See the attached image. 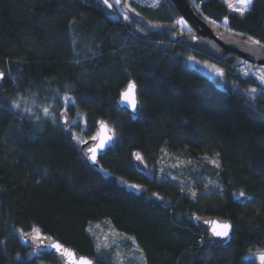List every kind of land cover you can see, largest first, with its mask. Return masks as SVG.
<instances>
[{
    "label": "trees",
    "instance_id": "16d2710c",
    "mask_svg": "<svg viewBox=\"0 0 264 264\" xmlns=\"http://www.w3.org/2000/svg\"><path fill=\"white\" fill-rule=\"evenodd\" d=\"M191 1L213 26L264 43V0H253L243 16L223 0ZM129 2L134 9L125 20L107 15L99 0H0V264H60L26 242L22 233L33 229L113 264V249L97 252L89 230L98 222L142 249L143 264H257L264 87L232 70L237 55L216 59L176 39L180 15L170 0ZM187 55L217 63L235 85H220ZM130 79L137 83L135 115L116 105ZM24 99L39 100V110L52 99L55 114L12 106ZM99 120L114 140L96 167L78 146L96 134ZM192 213L229 218L230 241H208Z\"/></svg>",
    "mask_w": 264,
    "mask_h": 264
},
{
    "label": "water",
    "instance_id": "95a60500",
    "mask_svg": "<svg viewBox=\"0 0 264 264\" xmlns=\"http://www.w3.org/2000/svg\"><path fill=\"white\" fill-rule=\"evenodd\" d=\"M102 2V0H99ZM175 9L178 11L180 17H182L191 27V31H176L175 38L176 39H183L184 43L192 48L203 50L207 52L210 56L219 59L222 58L224 55L233 53L237 55L239 58L245 61L251 62L255 66L264 65V49L260 48L259 45H255L252 43V40H257L252 38L249 39L247 35H236L231 32H225L222 30L215 29L207 20L205 16H202L198 11L197 8L193 7V2L191 0H170ZM103 3V2H102ZM109 3H112V0H109ZM105 13L107 15L114 14L115 8L114 5L112 8H108L104 5ZM261 42V41H260ZM264 44L263 42H261ZM0 72L4 73V71L0 68ZM4 80V76L0 78V82ZM129 82L134 83L135 87L133 89V94L136 100V109L133 111L130 105L127 104L121 97V92H123ZM116 105L119 108H124L128 113L131 115H135L139 108V102L137 97V83L134 79H130L125 82V84L119 89L118 97L116 99ZM63 114V115H62ZM65 121H69L68 115L65 110L60 111L59 113V122L62 125H66ZM100 121L96 123V134L99 132L100 135L106 136L108 135L107 130H101L100 128ZM105 124L108 126V129H111L109 124L104 121ZM94 135V136H95ZM93 137V136H92ZM92 137L86 138L82 142L79 143L78 151L79 154L83 157L84 161L90 165L99 167V155L105 149H107L114 140L113 138L106 142L105 147L103 149H98L96 154V162L94 163L89 157L91 153L88 152V148L98 144L99 141H94ZM86 142V143H83ZM137 153V151H134ZM134 163L136 164L137 168L144 170L145 164L143 160H137L136 156L133 155ZM193 223L200 227L203 232L206 234V239L208 241H212L215 244L222 245L226 244L230 241L233 231L235 229L234 223L227 217L217 215V214H203L197 216L195 213L191 214ZM227 223L231 227L229 229V236L227 237H218L215 236L213 233V229L216 228L220 230V227ZM27 235H24L25 240L27 243L37 247V248H45L55 260H57L60 264H71V258L69 257H62L59 253H56L54 249L50 247L52 244H60L63 246L64 249L69 250L71 253L74 254V257L79 260L80 257H85L89 259L92 264H99L95 261L94 257L89 254L82 253L78 251L75 247L59 240L55 236L50 233L43 232V233H36L33 230L26 232ZM41 237L37 239L36 237Z\"/></svg>",
    "mask_w": 264,
    "mask_h": 264
},
{
    "label": "rangeland",
    "instance_id": "374dc122",
    "mask_svg": "<svg viewBox=\"0 0 264 264\" xmlns=\"http://www.w3.org/2000/svg\"><path fill=\"white\" fill-rule=\"evenodd\" d=\"M137 3L141 4H157L160 0H133ZM224 1V0H223ZM114 8H115V16H121L124 18L125 15L129 17V14L131 13V10L134 9V6L129 2V0H121L119 4H116L114 0H112ZM233 4H235V0H230ZM228 6V4L226 3ZM183 19L182 17H177L174 19V28L177 31H191L192 27L185 21L184 24H177L176 22L178 20ZM219 24V23H218ZM212 25V24H211ZM213 26V25H212ZM221 28L213 26L217 30L225 31L222 27H224L223 24L220 23ZM227 32V31H225ZM229 33V32H228ZM186 61L192 65L198 68L203 73L209 75L212 78L217 79L220 85L225 86L226 84H229L230 86H234L235 84L233 82H227V78L225 77V71L224 69L219 66L217 63L212 62L208 59H199L191 55H187ZM264 69V65L255 66L249 61L242 60L241 58H237L233 63V71L234 72H240L243 76H251L258 80L256 77L259 76L260 70ZM222 72L223 75H220L219 73ZM249 73L248 75H245L244 73ZM259 81V80H258ZM264 87V85H262ZM254 88V87H253ZM259 89L258 87H256ZM263 89V88H262ZM52 98V97H49ZM52 99H50L47 103L51 106L48 107L50 109V113L48 115H54L56 106H54L55 101L50 102ZM20 106H26L25 108H30L31 112L35 115L44 112L42 107V110H39L40 108V101L37 99H32L29 102V99L21 100ZM76 135V134H75ZM77 137V136H76ZM129 186L132 183H127ZM90 232L93 233L95 236V240L97 244L100 245V247H105V244H107V247H111L114 252V263L113 264H143V256L140 251H137V247L134 244V242H130L128 244L125 243V237L117 230L115 229L111 224L109 223H103L98 222L92 225L90 227ZM37 233V232H36ZM264 254V248L255 251L253 253V256L255 257L256 263L261 264V261L259 257Z\"/></svg>",
    "mask_w": 264,
    "mask_h": 264
},
{
    "label": "snow or ice",
    "instance_id": "6c2138e0",
    "mask_svg": "<svg viewBox=\"0 0 264 264\" xmlns=\"http://www.w3.org/2000/svg\"><path fill=\"white\" fill-rule=\"evenodd\" d=\"M103 4L106 5L108 8H112L113 7V4L112 3H109V0H102ZM114 2L116 4H119L121 2V0H114ZM225 3L228 4V7L233 11V12H236L238 13L239 15L243 16L248 10H249V7L250 5L252 4L253 0H235V4H233L232 2H230V0H224ZM124 19L125 20H128L129 17L127 15L124 16ZM227 22V21H225ZM177 24H184L185 21L183 19L181 20H178L176 22ZM250 40H252L251 37H249ZM75 43V41H74ZM252 43L255 44V45H259L260 48L264 49V44H262L259 40H252ZM220 75H223L222 72L219 73ZM245 75H248L249 73L245 72L244 73ZM4 76V73L0 72V78H2ZM258 80H259V83L261 85H264V69H261L260 70V74L259 76L256 77ZM135 85L134 83L132 82H129V84L127 85V88L121 92V97L124 101L127 102L128 105L131 106V108L133 109V111H135L136 109V100H135V97H134V94H133V89H134ZM257 91V89L255 88H252L249 90L250 93H255ZM21 99H23V97H21ZM65 101L66 102H71V98L68 97V96H65L64 97ZM12 106L15 107V108H19L20 107V103L19 101H13L12 102ZM25 112H28L30 113L31 112V109L30 108H25L24 109ZM43 111L45 114H49L50 113V109L48 107H44L43 108ZM63 115V114H62ZM65 123H67V121H65ZM100 128L101 130H107L108 131V135L106 136H101L100 133L98 132L97 135L93 136L92 139L94 141H99L98 144H95L91 147L88 148V152L91 153L90 155V159L95 163L96 162V154H97V150L98 149H103L105 147V144L107 141L111 140L113 138V135H114V131L112 129H108V126L105 124L104 121H100ZM73 138L74 139H78V137H76L75 135H73ZM83 143H86V142H83ZM133 155L136 156L137 160H142L143 158L139 155V153H134ZM210 163H213L216 167H219L220 165L215 161V160H212L210 161ZM130 187H133V188H139L138 185H130ZM155 195V194H153ZM193 196H195V193H193ZM240 196H244V193L241 192L240 193ZM230 225L227 224V223H224L221 227H220V230H217L216 228L213 229V233L215 236H218V237H227L229 236V229H230ZM33 231H38L37 229H33ZM22 235H27L26 233H22ZM37 239H40L41 237L37 236L36 237ZM127 238V237H126ZM108 245L105 244V247H107ZM50 247L52 249L55 250L56 253H59L62 257H69L71 258V264H92V262L85 258V257H80L79 260H77L75 257H74V254L71 253L69 250L67 249H64L62 245L60 244H52L50 245ZM137 251H140L142 252L143 250L142 249H139V247L137 246ZM100 251V245L98 244L97 245V252ZM260 261H261V264H264V254H262L260 257H259ZM144 264H146V262H144Z\"/></svg>",
    "mask_w": 264,
    "mask_h": 264
}]
</instances>
